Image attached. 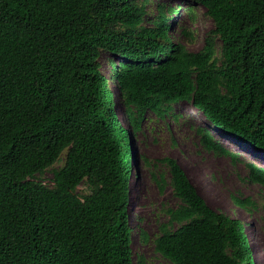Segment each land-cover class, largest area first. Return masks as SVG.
Masks as SVG:
<instances>
[{
  "label": "trees",
  "instance_id": "16d2710c",
  "mask_svg": "<svg viewBox=\"0 0 264 264\" xmlns=\"http://www.w3.org/2000/svg\"><path fill=\"white\" fill-rule=\"evenodd\" d=\"M195 1L214 22L196 52L171 36L175 9L159 4L152 16L151 0H0V264H143L130 222L131 138L148 110L192 102L264 154V0ZM197 130L206 149L236 157ZM63 154L46 184L40 177ZM166 161L182 204L169 210L179 226L162 225L155 250L171 264H256L243 220L212 208ZM245 166L264 186V165Z\"/></svg>",
  "mask_w": 264,
  "mask_h": 264
},
{
  "label": "rangeland",
  "instance_id": "374dc122",
  "mask_svg": "<svg viewBox=\"0 0 264 264\" xmlns=\"http://www.w3.org/2000/svg\"><path fill=\"white\" fill-rule=\"evenodd\" d=\"M159 4L175 9L167 13L173 40L185 43L190 51L200 50L214 25L205 7L195 0H151L149 9L152 16L157 13ZM184 29L191 32L190 37L184 36ZM217 45L219 52L220 40H217ZM114 58L122 61L118 55ZM101 60L104 71L113 73L110 54L103 51ZM113 82L117 91V81ZM116 93L118 112L132 131L124 106L120 103L122 96L120 92ZM199 127L210 130L213 139L236 157L206 149L200 140ZM131 141L134 170L131 175L130 222L133 226L135 261L142 258L143 264H171L155 250V240L161 234L162 225L167 224L172 229L179 226L177 222L169 223V210L182 204L175 194L166 161V158H173L212 208L243 220L247 225L256 264H264V186L249 179L245 166L247 161L264 165L263 153L211 125L201 110L186 101L174 103L172 110L162 116L148 110L141 129L132 131ZM64 157L65 154L40 177L46 184L52 185L54 169L64 164ZM88 191L87 183L79 186L81 194ZM235 195L249 198L251 203L246 208L236 205L233 200ZM139 227L148 235L146 242L141 240Z\"/></svg>",
  "mask_w": 264,
  "mask_h": 264
}]
</instances>
